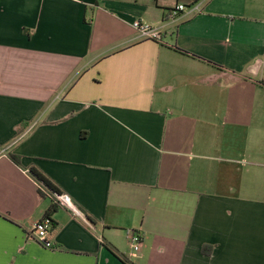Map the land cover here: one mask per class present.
I'll return each mask as SVG.
<instances>
[{
    "label": "crops",
    "instance_id": "1",
    "mask_svg": "<svg viewBox=\"0 0 264 264\" xmlns=\"http://www.w3.org/2000/svg\"><path fill=\"white\" fill-rule=\"evenodd\" d=\"M262 83L264 0H0V264H264Z\"/></svg>",
    "mask_w": 264,
    "mask_h": 264
},
{
    "label": "built area",
    "instance_id": "2",
    "mask_svg": "<svg viewBox=\"0 0 264 264\" xmlns=\"http://www.w3.org/2000/svg\"><path fill=\"white\" fill-rule=\"evenodd\" d=\"M200 3L198 1H193L188 5L178 4L170 12L169 17H175L178 13L186 12L188 14L199 13ZM133 29L138 33L139 38L148 39L153 41H159L161 39V34L159 30L155 27H152L146 23L140 21H134L132 23ZM44 186L43 184H41ZM47 188V187H46ZM48 189V188H47ZM51 191V196L54 203L67 211L72 217L80 220L88 227L92 228V222L85 215V213L75 204L72 198L66 193H57ZM52 228L51 221L48 218H43L39 220L33 227L32 235L33 238L45 248H51L52 242L49 238V233ZM129 244L133 251L137 252L140 249L142 242V235L140 231H129Z\"/></svg>",
    "mask_w": 264,
    "mask_h": 264
},
{
    "label": "rangeland",
    "instance_id": "3",
    "mask_svg": "<svg viewBox=\"0 0 264 264\" xmlns=\"http://www.w3.org/2000/svg\"><path fill=\"white\" fill-rule=\"evenodd\" d=\"M255 80H257V82L259 81V83H261V81H260L261 78H258V79H255ZM262 85H264V83H262ZM259 87L260 86H258L257 84H253V86H251V85L250 86L249 85H244V84H237V85L233 86L231 89L239 92V91H244V90H249V89H259ZM262 89H264V86H262ZM228 90H229V88H226L225 86L222 87V91H228ZM219 131H220V129H219ZM243 131L244 130H238V137H239V139H240V135H241V133ZM237 149H240V146H237ZM249 153L250 152H248L247 154H249ZM253 153L255 155H257L259 152L258 151H255V149H253ZM260 153H261V151H260Z\"/></svg>",
    "mask_w": 264,
    "mask_h": 264
},
{
    "label": "trees",
    "instance_id": "4",
    "mask_svg": "<svg viewBox=\"0 0 264 264\" xmlns=\"http://www.w3.org/2000/svg\"><path fill=\"white\" fill-rule=\"evenodd\" d=\"M11 159L13 161H15L16 163H19V159L17 157L11 156ZM29 172L37 180V182H39L40 184H43L44 186H46L48 189L52 190L53 192L59 193V191L46 178H44L41 174H39L33 170H31ZM45 218H48V217H45ZM48 219L50 220V218H48ZM51 224H52V226H54L52 221H51Z\"/></svg>",
    "mask_w": 264,
    "mask_h": 264
}]
</instances>
